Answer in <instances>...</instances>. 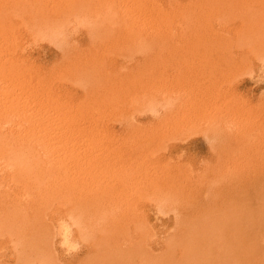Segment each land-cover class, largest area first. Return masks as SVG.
<instances>
[{
	"label": "rangeland",
	"instance_id": "obj_1",
	"mask_svg": "<svg viewBox=\"0 0 264 264\" xmlns=\"http://www.w3.org/2000/svg\"><path fill=\"white\" fill-rule=\"evenodd\" d=\"M0 264H264V0H0Z\"/></svg>",
	"mask_w": 264,
	"mask_h": 264
},
{
	"label": "bare ground",
	"instance_id": "obj_2",
	"mask_svg": "<svg viewBox=\"0 0 264 264\" xmlns=\"http://www.w3.org/2000/svg\"><path fill=\"white\" fill-rule=\"evenodd\" d=\"M67 227V226H66ZM62 229H63V227H62ZM65 229V228H64ZM67 229V228H66ZM66 231H68V229L66 230ZM67 235H68V233H67ZM68 237V236H67Z\"/></svg>",
	"mask_w": 264,
	"mask_h": 264
}]
</instances>
